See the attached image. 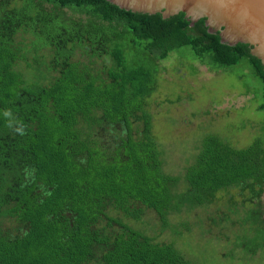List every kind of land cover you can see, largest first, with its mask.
<instances>
[{
	"label": "trees",
	"instance_id": "obj_1",
	"mask_svg": "<svg viewBox=\"0 0 264 264\" xmlns=\"http://www.w3.org/2000/svg\"><path fill=\"white\" fill-rule=\"evenodd\" d=\"M204 22L107 0H0V264H191L109 212L152 209L165 230L221 194L227 211L211 221L241 212L237 245L264 250V122L243 148L206 135L180 175L153 132L149 100L173 52L192 73L197 62L245 81L264 111L261 61Z\"/></svg>",
	"mask_w": 264,
	"mask_h": 264
},
{
	"label": "rangeland",
	"instance_id": "obj_2",
	"mask_svg": "<svg viewBox=\"0 0 264 264\" xmlns=\"http://www.w3.org/2000/svg\"><path fill=\"white\" fill-rule=\"evenodd\" d=\"M195 73L177 52L160 62L161 77L157 91L149 100L153 132L163 152L165 170L182 174L185 167L198 153L202 139L217 134L235 147L251 144L259 135L264 122V111L252 94H245V81L231 75L228 70L211 69L195 63ZM17 68L26 73L27 67ZM244 77L248 69H242ZM27 77H34L28 72ZM140 126V125H139ZM213 205L195 208L169 216L170 227L162 229L158 215L145 209L140 220H133L123 213L111 210V216L159 242H173L191 264H264V250L251 256L238 245L237 235L242 233L236 218L213 223L211 218L227 211L226 196ZM264 203V193L262 196ZM172 228L179 230L173 232Z\"/></svg>",
	"mask_w": 264,
	"mask_h": 264
},
{
	"label": "water",
	"instance_id": "obj_3",
	"mask_svg": "<svg viewBox=\"0 0 264 264\" xmlns=\"http://www.w3.org/2000/svg\"><path fill=\"white\" fill-rule=\"evenodd\" d=\"M138 13H160L169 18L183 13L193 25L205 20L208 32L222 43L250 45V53L264 67V0H107Z\"/></svg>",
	"mask_w": 264,
	"mask_h": 264
}]
</instances>
